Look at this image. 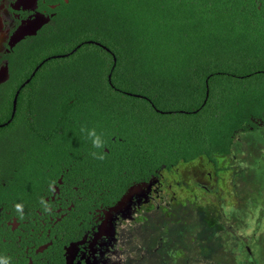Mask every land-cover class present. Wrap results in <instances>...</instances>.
<instances>
[{
  "label": "flooded vegetation",
  "instance_id": "af4514ba",
  "mask_svg": "<svg viewBox=\"0 0 264 264\" xmlns=\"http://www.w3.org/2000/svg\"><path fill=\"white\" fill-rule=\"evenodd\" d=\"M103 2L0 0V256L9 264H181L173 244L183 239L191 202L199 218L200 161L220 169L197 148L199 111L173 104L160 113L150 99L120 91L116 47L72 40L112 26L115 11ZM181 2L201 4L264 47V0ZM81 51L84 62L99 55L113 67L83 76L89 84L75 99L56 91L62 77L52 64ZM153 113L169 122L162 143H154ZM245 126L236 140L263 130L264 116ZM82 128L102 135L103 148H93ZM168 137L177 138L171 146Z\"/></svg>",
  "mask_w": 264,
  "mask_h": 264
},
{
  "label": "trees",
  "instance_id": "16d2710c",
  "mask_svg": "<svg viewBox=\"0 0 264 264\" xmlns=\"http://www.w3.org/2000/svg\"><path fill=\"white\" fill-rule=\"evenodd\" d=\"M103 5L115 11L109 20L112 26L102 25L101 18L105 29L70 35L72 40L96 38L116 47L119 71L115 69L113 74L120 91L150 99L160 113H166L173 104L199 111L197 148L201 156L205 155L217 166L214 157L231 155L236 135L250 129L245 125L253 118L264 116V73L256 72L264 70V47L255 44L256 39L249 34L233 28L225 18L206 13L201 4L188 6L181 0H104ZM182 12L190 14L187 19L180 18ZM195 18L198 21L193 23ZM150 23L172 31L208 29L211 38L209 41L206 38V46L199 48L198 53H187L190 57H185L178 46L163 47L160 40L153 41L154 36L147 32ZM91 49L98 51L96 47ZM234 49L240 51L233 53ZM176 52L182 56L175 58ZM84 58L81 51L67 62H53L55 73L62 77L56 91L79 98L89 84L83 76L111 72L113 61L100 62L105 57L99 55L90 56L86 62ZM254 78L260 81H253ZM122 99L134 107L149 108L143 98ZM153 115V131L157 134L154 143H162L161 128L169 122L163 120L165 117ZM169 137L165 144L171 146ZM240 258L242 262L238 264H244L243 256ZM256 258L263 264L261 257Z\"/></svg>",
  "mask_w": 264,
  "mask_h": 264
},
{
  "label": "rangeland",
  "instance_id": "374dc122",
  "mask_svg": "<svg viewBox=\"0 0 264 264\" xmlns=\"http://www.w3.org/2000/svg\"><path fill=\"white\" fill-rule=\"evenodd\" d=\"M188 15L182 12L179 16L185 20ZM196 19L193 23L198 21ZM151 24L147 32L154 36L153 41L160 40L163 47L178 46L185 57H190L187 53H198L199 48L206 46V38L207 41L211 38L208 29L172 31L171 28L163 30ZM184 32L185 37L182 36ZM237 51L240 49H234L233 53ZM178 53L175 58L182 56ZM252 80L260 81L258 78ZM179 118H175V125L171 124V127L177 126ZM176 139L169 143L173 144ZM263 144L264 129L239 136L231 155L217 158L220 169L201 159V188L197 201L199 218L193 214L191 202L187 215L189 221H185L183 226V239L173 244L174 248L179 246L183 251L181 264H238L242 262L240 256H243L244 264H262L256 256L261 257L264 264Z\"/></svg>",
  "mask_w": 264,
  "mask_h": 264
},
{
  "label": "clouds",
  "instance_id": "9594fccd",
  "mask_svg": "<svg viewBox=\"0 0 264 264\" xmlns=\"http://www.w3.org/2000/svg\"><path fill=\"white\" fill-rule=\"evenodd\" d=\"M82 132H86L87 137L91 140V144L93 146V148H103L105 141L104 138L102 137V135L98 134L97 131L93 128V129H85L82 128L81 129ZM91 155H93L94 157L98 158V159H103V154L102 153H97V152H92ZM17 211L22 212L23 210V205L20 203H17L15 205ZM0 264H9V260L7 257H3L0 256Z\"/></svg>",
  "mask_w": 264,
  "mask_h": 264
},
{
  "label": "water",
  "instance_id": "95a60500",
  "mask_svg": "<svg viewBox=\"0 0 264 264\" xmlns=\"http://www.w3.org/2000/svg\"><path fill=\"white\" fill-rule=\"evenodd\" d=\"M99 45V44H98ZM137 97H139V96H137Z\"/></svg>",
  "mask_w": 264,
  "mask_h": 264
},
{
  "label": "snow or ice",
  "instance_id": "6c2138e0",
  "mask_svg": "<svg viewBox=\"0 0 264 264\" xmlns=\"http://www.w3.org/2000/svg\"><path fill=\"white\" fill-rule=\"evenodd\" d=\"M30 27V26H29Z\"/></svg>",
  "mask_w": 264,
  "mask_h": 264
}]
</instances>
